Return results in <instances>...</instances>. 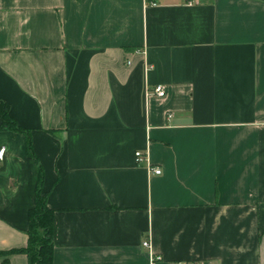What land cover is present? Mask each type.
I'll return each mask as SVG.
<instances>
[{
    "label": "crops",
    "instance_id": "0c3cea01",
    "mask_svg": "<svg viewBox=\"0 0 264 264\" xmlns=\"http://www.w3.org/2000/svg\"><path fill=\"white\" fill-rule=\"evenodd\" d=\"M0 100V264L39 165L52 264H264V0H0Z\"/></svg>",
    "mask_w": 264,
    "mask_h": 264
},
{
    "label": "trees",
    "instance_id": "16d2710c",
    "mask_svg": "<svg viewBox=\"0 0 264 264\" xmlns=\"http://www.w3.org/2000/svg\"><path fill=\"white\" fill-rule=\"evenodd\" d=\"M1 129L21 132L25 135L26 152L33 154L30 132L17 125L9 115V105L0 100ZM42 168L39 165L38 179L35 189V203L28 212L27 243L14 251L23 252L27 256L28 264H52L53 259V214L54 211L47 206L46 193H42Z\"/></svg>",
    "mask_w": 264,
    "mask_h": 264
},
{
    "label": "built area",
    "instance_id": "2783aa9c",
    "mask_svg": "<svg viewBox=\"0 0 264 264\" xmlns=\"http://www.w3.org/2000/svg\"><path fill=\"white\" fill-rule=\"evenodd\" d=\"M153 93L158 96V97H162L165 94V90H164V86L162 84H156L153 87ZM4 154H5V148L4 146L0 147V163L2 162L3 158H4ZM135 159L137 161H140L143 159V153L140 150L135 151ZM152 171L156 174H159L161 172L160 168L158 166H154L151 168ZM143 245L146 247H149V240L145 239L143 240ZM160 257L157 255H153L151 256V260L155 261L156 259H159ZM175 264H202L201 261H177L175 262Z\"/></svg>",
    "mask_w": 264,
    "mask_h": 264
}]
</instances>
